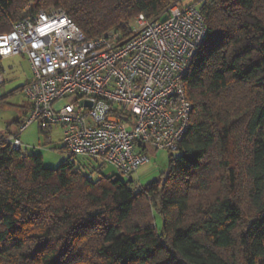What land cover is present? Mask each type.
Segmentation results:
<instances>
[{
    "label": "trees",
    "instance_id": "obj_1",
    "mask_svg": "<svg viewBox=\"0 0 264 264\" xmlns=\"http://www.w3.org/2000/svg\"><path fill=\"white\" fill-rule=\"evenodd\" d=\"M32 3L63 8L88 40L177 4L0 0V33ZM198 6L207 32L184 78L191 126L160 178L108 176L88 157L75 167L65 145L45 167L0 136V264H264V0Z\"/></svg>",
    "mask_w": 264,
    "mask_h": 264
},
{
    "label": "built area",
    "instance_id": "obj_2",
    "mask_svg": "<svg viewBox=\"0 0 264 264\" xmlns=\"http://www.w3.org/2000/svg\"><path fill=\"white\" fill-rule=\"evenodd\" d=\"M125 29L129 35L113 28L88 40L64 9H40L0 33V59L24 55L32 68L22 88L31 108L19 133L34 121L61 124L73 166L88 157L131 179L149 162V147L176 153L189 131L193 104L184 78L207 26L197 2L156 18L139 14ZM6 140L24 151L18 134Z\"/></svg>",
    "mask_w": 264,
    "mask_h": 264
},
{
    "label": "rangeland",
    "instance_id": "obj_3",
    "mask_svg": "<svg viewBox=\"0 0 264 264\" xmlns=\"http://www.w3.org/2000/svg\"><path fill=\"white\" fill-rule=\"evenodd\" d=\"M200 2L201 0H195ZM58 7H49L47 10ZM34 4L28 5L20 13L21 17L28 16L34 11ZM63 9V8H62ZM129 25H134L135 17L129 19ZM126 34V33H125ZM127 35H129L127 33ZM5 70V83L0 88V95L3 94L7 98L0 103V135L8 132L14 133L17 127V120L24 119L28 112L27 104L30 103L29 99L24 93L19 92V88L24 85L31 77V69L23 55L14 57L9 61L2 62ZM2 99V96L1 98ZM65 99L58 100L55 104L56 108H60L65 104ZM29 114L26 118H28ZM40 124L37 121L31 123L21 134V140L24 148H27V154H40L42 156L43 165L45 167L56 168L68 156L67 152L62 151L64 146L63 142V128L61 124H52L48 127L47 137L40 132ZM25 151V149H23ZM150 162L142 166L138 173L132 176L137 181L141 177V184H146L152 180L161 177V174L168 169L169 152L166 150H155L149 147L148 151ZM105 175L117 174L112 166L105 165L102 169ZM152 170L151 172H149ZM99 176V173H97ZM126 178L125 176H122ZM138 182V181H137ZM143 206V205H142ZM139 213L144 212L142 207ZM146 209V208H145ZM148 211V210H147ZM151 218H154V212L148 211ZM158 224H161L160 217L156 214Z\"/></svg>",
    "mask_w": 264,
    "mask_h": 264
},
{
    "label": "crops",
    "instance_id": "obj_4",
    "mask_svg": "<svg viewBox=\"0 0 264 264\" xmlns=\"http://www.w3.org/2000/svg\"><path fill=\"white\" fill-rule=\"evenodd\" d=\"M175 1H176L177 5H178L179 7H185V6H188V5H190V4L197 3V1H195V0H175ZM17 56H19V55H12V56H9V57H6V58L1 59V61H0V62H1V65H2V62H4V61H9V60H11V59H13L14 57H17ZM23 56H24V55H23ZM24 57L26 58V60H27V62H28V64H29V66H30L31 73H32V68H31V65H30V63H29V60L27 59L26 56H24ZM2 67H3V65H2ZM3 69H4V68H3ZM4 71H5V70H4ZM32 76H33V73H32L31 77L27 80V82H26L24 85H26L27 83H29V82L32 80ZM5 80H6V79H5ZM5 82H6V81H5ZM5 82H4V83H5ZM4 83H3V84H4ZM24 85H22V86L18 89L19 92L22 93V88H23ZM24 95H25V94H24ZM0 96L5 97V99L7 98V97L4 96L3 94H1ZM27 108H28V112L30 113V108H31V104H30V103L27 104ZM29 113H26V114L28 115ZM27 115H26V117H27ZM26 117H25L24 119L19 120L20 122L17 123V127H18V129H17L14 133L10 132L12 135H16V134H18L19 137L21 138V134H22L23 131H22L21 133L18 132V131H19V125H20L22 122L25 121ZM17 122H18V120H17ZM26 128H27V127H26ZM4 134H6V133H4ZM4 134H1L0 136H2V135H4ZM23 147H24V144H23ZM24 149H25L24 152H26V151H27V148H24ZM149 162H150V161H149ZM149 162H148V163H149ZM148 163H146V164H148ZM146 164H144V165H146ZM144 165H142V166H144ZM142 166H141V167H142ZM141 167L138 168L136 174L138 173V171H139V169H140ZM151 171H152V170H150L149 172H151ZM140 179H141V177L139 176V178L137 179V181L141 184Z\"/></svg>",
    "mask_w": 264,
    "mask_h": 264
},
{
    "label": "water",
    "instance_id": "obj_5",
    "mask_svg": "<svg viewBox=\"0 0 264 264\" xmlns=\"http://www.w3.org/2000/svg\"><path fill=\"white\" fill-rule=\"evenodd\" d=\"M86 103L87 105H91L92 103L91 102H88V101H81V104H84Z\"/></svg>",
    "mask_w": 264,
    "mask_h": 264
}]
</instances>
